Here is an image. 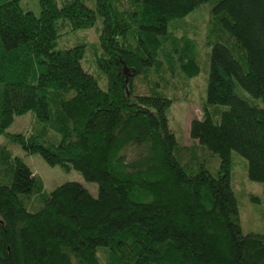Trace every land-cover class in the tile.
Here are the masks:
<instances>
[{
	"label": "trees",
	"instance_id": "16d2710c",
	"mask_svg": "<svg viewBox=\"0 0 264 264\" xmlns=\"http://www.w3.org/2000/svg\"><path fill=\"white\" fill-rule=\"evenodd\" d=\"M19 1L0 0V136L78 172L96 197L76 182L45 193L0 144V264H264V237L241 233L230 185L231 152L264 183V0H37L38 16ZM203 7V115L176 149L168 92L200 71L192 60L175 71V53L194 49L185 19ZM96 19L97 42L56 48ZM26 113L58 140L6 134ZM204 150L215 174L192 167Z\"/></svg>",
	"mask_w": 264,
	"mask_h": 264
},
{
	"label": "rangeland",
	"instance_id": "374dc122",
	"mask_svg": "<svg viewBox=\"0 0 264 264\" xmlns=\"http://www.w3.org/2000/svg\"><path fill=\"white\" fill-rule=\"evenodd\" d=\"M59 4L60 0H56ZM83 3L89 9L93 8V0H83ZM19 7L22 11H29L34 16L39 15L40 7L37 0H20ZM199 10L187 15L185 21L190 27V32L187 33L188 40L193 43L194 49H179L177 54L178 62L174 63V70L179 71V64L188 60H192L200 71L197 77L186 80L183 74L179 75L182 82L177 85V88L171 89L168 93L172 104L166 113L168 128L172 132L176 142V149L183 146L188 149L193 142L189 139V124L193 120H200L203 115V103L205 99V88L208 74V55L210 46L205 44L203 32L207 28L208 18L207 10L203 7ZM200 12V13H199ZM189 16V17H188ZM183 18V19H184ZM176 20L174 22H181ZM172 23V22H170ZM196 28V29H195ZM100 29V20L96 19V23L92 28L85 32L77 33V36L82 39L72 37L65 38V31L62 39L57 43L56 48H69L73 44L83 41L88 44L97 42V30ZM61 31V30H60ZM223 44V43H222ZM91 48V45H88ZM166 47H168L166 45ZM88 51L86 52L87 55ZM86 58V57H85ZM240 96L246 97L244 93L238 92ZM223 110L224 107H221ZM6 134H32L44 141L56 142L58 136L49 126L35 123L31 113H26L22 116L14 117L13 122L5 130ZM8 140L4 136H0V144L7 146V149L13 154V157L20 161L28 168L27 180L30 182L34 177L41 181L43 191L49 193L56 187L68 183L76 182L82 185L93 197H96V185L86 183L80 174L70 170L62 171L59 167H51L46 165L38 155H26L16 145H8ZM201 150V148H200ZM206 159H194L192 163H205V167L211 174H215L218 168V159L215 155L207 152ZM174 156L177 157V152L174 150ZM178 160V159H177ZM179 161V160H178ZM180 163V161H179ZM181 164V163H180ZM230 185L234 193L237 205L238 222L241 233L243 235H256L264 237V183L251 182L246 177V162L239 155L230 153ZM253 199V201H252ZM71 264H78L75 260H71Z\"/></svg>",
	"mask_w": 264,
	"mask_h": 264
}]
</instances>
